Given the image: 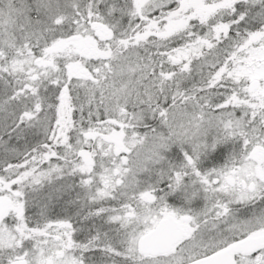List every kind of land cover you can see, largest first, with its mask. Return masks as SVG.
<instances>
[{"label": "snow or ice", "instance_id": "1", "mask_svg": "<svg viewBox=\"0 0 264 264\" xmlns=\"http://www.w3.org/2000/svg\"><path fill=\"white\" fill-rule=\"evenodd\" d=\"M0 264H264V0H0Z\"/></svg>", "mask_w": 264, "mask_h": 264}]
</instances>
